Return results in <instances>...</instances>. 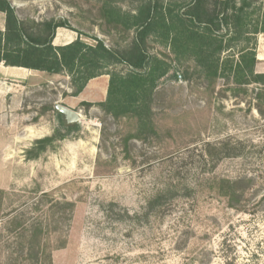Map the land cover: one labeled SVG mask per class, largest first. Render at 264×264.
<instances>
[{
  "label": "rangeland",
  "instance_id": "rangeland-1",
  "mask_svg": "<svg viewBox=\"0 0 264 264\" xmlns=\"http://www.w3.org/2000/svg\"><path fill=\"white\" fill-rule=\"evenodd\" d=\"M7 1L25 33L42 31L33 20L61 21L73 29L57 28L64 44L97 40L121 51L135 31L108 22L103 7L133 13L144 0ZM146 50L169 66L151 104L154 134L101 110L103 78L95 81L102 90L80 98L66 73L38 83L0 80V264L28 254L15 246L21 231L12 222L42 226L36 239L52 264H264V87L209 79L153 38ZM56 107L78 122L68 124ZM46 137L50 147L27 160ZM223 143L241 144L244 155L224 157ZM244 174L256 179L230 201L219 182ZM52 201L59 206L49 210Z\"/></svg>",
  "mask_w": 264,
  "mask_h": 264
},
{
  "label": "trees",
  "instance_id": "trees-1",
  "mask_svg": "<svg viewBox=\"0 0 264 264\" xmlns=\"http://www.w3.org/2000/svg\"><path fill=\"white\" fill-rule=\"evenodd\" d=\"M0 11L6 14L9 30L10 24L16 22L14 9L7 0H0ZM103 13L108 22L126 30L134 29L135 37L129 47L113 51L101 41L96 40L95 46H88L78 39L62 47H53L51 43L57 28L73 29L65 22L46 21L39 24L46 37H40V33L28 35L24 32L23 39L19 26L16 31L6 33L0 62L48 74L66 73L71 77L72 96H78L89 80L109 76L106 99L97 105L114 119L135 118L139 134H154L151 104L158 81L169 70L163 59L147 52L146 41L149 38L164 45L175 61H192L209 79L264 87V74L255 73L257 36L264 34V0H144L133 13H125L112 6H104ZM1 45L0 34V50ZM115 65H125L129 70L124 74L107 71ZM67 130L74 131L76 127ZM52 141V137L36 141L34 148L26 152L27 160L38 158ZM219 145L224 157L244 155L245 147L241 144ZM255 179V176L244 174L234 180H221L218 186L225 191V197L235 201L243 197L238 188ZM161 198V195L157 196L153 203ZM54 206L59 204L50 202L49 210ZM10 224L21 231L15 246L22 251L26 249L28 254L5 257L8 264H52L50 252L36 239L37 233H41V225L23 228L14 222ZM25 231H30L31 235L23 244L20 240ZM5 247L10 248L8 243Z\"/></svg>",
  "mask_w": 264,
  "mask_h": 264
},
{
  "label": "crops",
  "instance_id": "crops-1",
  "mask_svg": "<svg viewBox=\"0 0 264 264\" xmlns=\"http://www.w3.org/2000/svg\"><path fill=\"white\" fill-rule=\"evenodd\" d=\"M15 15V13H14ZM16 22H12L10 24V29L7 30V21H6V14L4 12L0 11V34L2 37V45L0 50V57L4 54L3 49V42H4V35L8 33L9 31H16L17 26L21 27V38L24 39L25 33H24V20L21 18H18L15 15ZM33 25L41 24V22H38L36 20L31 21ZM59 29L55 30V36L53 37V41L51 45L53 47H62L64 45H67L69 43L64 44V36L60 34L58 36ZM28 34V33H27ZM31 35V34H28ZM40 37H46L45 33L40 32ZM23 46V45H21ZM22 48V47H21ZM41 48V47H40ZM255 73L257 74H264V34H260L257 36V46H256V64H255ZM49 74L42 71H36L31 69H26L23 67H17V66H11V65H5L4 61L0 62V80H6V81H12L17 83H27V82H35L38 83V81H44L47 82L49 79ZM105 79L104 80V90H107L108 81L109 78L107 75L99 76V78L91 79L87 82L86 86L84 87L83 91L77 96L78 98L82 97L84 92L88 89H93L95 93H97V89L102 90L101 88H98L96 86V82L98 79Z\"/></svg>",
  "mask_w": 264,
  "mask_h": 264
},
{
  "label": "water",
  "instance_id": "water-1",
  "mask_svg": "<svg viewBox=\"0 0 264 264\" xmlns=\"http://www.w3.org/2000/svg\"><path fill=\"white\" fill-rule=\"evenodd\" d=\"M56 110L64 117L68 124L76 123L79 120V116L69 109L63 107H56Z\"/></svg>",
  "mask_w": 264,
  "mask_h": 264
}]
</instances>
